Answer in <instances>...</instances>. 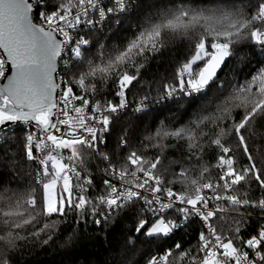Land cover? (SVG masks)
I'll return each mask as SVG.
<instances>
[{
  "label": "snow or ice",
  "instance_id": "obj_1",
  "mask_svg": "<svg viewBox=\"0 0 264 264\" xmlns=\"http://www.w3.org/2000/svg\"><path fill=\"white\" fill-rule=\"evenodd\" d=\"M68 229L264 264V0H0V264Z\"/></svg>",
  "mask_w": 264,
  "mask_h": 264
},
{
  "label": "trees",
  "instance_id": "obj_2",
  "mask_svg": "<svg viewBox=\"0 0 264 264\" xmlns=\"http://www.w3.org/2000/svg\"><path fill=\"white\" fill-rule=\"evenodd\" d=\"M68 229L62 232L52 246L34 247L26 250L23 264H82L86 257L89 262L103 264L108 258L107 245L103 240H97L93 235H85L81 230V237L73 241L71 245L61 248L65 243ZM94 233V229L91 230ZM112 243L116 242L115 235L110 237Z\"/></svg>",
  "mask_w": 264,
  "mask_h": 264
}]
</instances>
